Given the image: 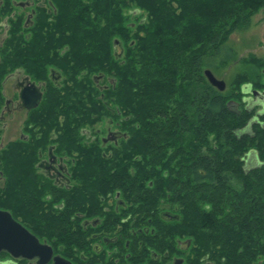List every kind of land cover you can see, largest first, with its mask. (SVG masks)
Segmentation results:
<instances>
[{
	"label": "trees",
	"instance_id": "1",
	"mask_svg": "<svg viewBox=\"0 0 264 264\" xmlns=\"http://www.w3.org/2000/svg\"><path fill=\"white\" fill-rule=\"evenodd\" d=\"M1 1L0 21L9 27L0 48V110L16 68L47 82V91L26 121L41 135L0 148V208L39 231L68 232L55 205L44 210L49 196L53 204L63 198L37 167L39 152L53 144L81 154L74 176L82 185L70 204L136 188L148 210L170 203L179 215L172 230L193 240L198 258L264 264V110L245 96L264 83L240 75L224 92L204 74L264 0H44L29 22L27 10ZM107 117L125 133L119 143L105 148L96 136L86 144L83 130ZM2 133L0 120V140ZM252 153L258 163L246 166ZM152 216L162 225L159 209Z\"/></svg>",
	"mask_w": 264,
	"mask_h": 264
},
{
	"label": "flooded vegetation",
	"instance_id": "2",
	"mask_svg": "<svg viewBox=\"0 0 264 264\" xmlns=\"http://www.w3.org/2000/svg\"><path fill=\"white\" fill-rule=\"evenodd\" d=\"M1 4L0 0V6ZM13 4L17 8L27 10V22L32 20L36 6L45 5L44 0H13ZM17 11H13L12 14L14 15ZM1 25L7 32L9 25ZM5 38L0 40V48ZM49 76L55 82L61 80V75L54 69L50 70ZM10 79L13 93L7 96L6 88ZM32 85L40 90L41 97L37 105L29 109L22 99V92ZM46 91L47 82L35 80L23 68H16L6 77L3 89L5 103L0 110L3 128L0 148L13 140L31 138L32 132L35 131L26 132L27 127L23 125L19 136L4 143L8 125L6 119L8 116L25 114L27 120L28 114L40 107ZM36 133L41 135L39 132ZM83 133H86L84 140L86 144H93L97 136L105 148L118 144L121 137L125 135L119 128L117 130L108 128L106 137H99V131L93 135L91 129H84ZM103 155L111 159L115 154L103 153ZM80 158V152L59 151L53 144L39 152L37 162L39 172L53 183L57 192H60L63 197L60 203L53 204L49 196V201L44 203V210L50 213L51 206L55 205L54 208L57 209L55 214L59 216L58 221L68 225V232L59 234L55 229L47 228L45 232L39 231L28 220L14 217L51 249L45 250L43 259L19 258L7 251H1L0 264H212L204 258H198L190 237L181 238L174 233L171 224L179 219V215L170 203L162 202L159 208L148 210L147 202L141 200L142 196L135 192L136 188L129 186L115 188L100 194L98 202L94 201V197L90 195L85 202L70 204L68 199H72L75 189L82 185V179L74 176L75 167ZM110 171L111 173L120 172L115 168ZM2 178L1 173L0 180ZM127 187L129 191L126 190ZM139 189L140 187L137 188ZM158 209L157 218L162 225H159L152 216ZM60 214L63 216L60 217Z\"/></svg>",
	"mask_w": 264,
	"mask_h": 264
},
{
	"label": "rangeland",
	"instance_id": "3",
	"mask_svg": "<svg viewBox=\"0 0 264 264\" xmlns=\"http://www.w3.org/2000/svg\"><path fill=\"white\" fill-rule=\"evenodd\" d=\"M146 15L147 11L145 9L142 10L140 16L144 18ZM131 19L135 18L132 16ZM250 21L251 23L247 28L239 27L229 33L221 51L223 56L214 59V63L208 59L209 66L204 67V70L209 68L219 79L225 80L226 89L224 92L232 90L234 79L240 77V75H244V77L248 75L250 80L256 81L260 79L264 83V7L255 12L251 16ZM5 23V20L0 22V24ZM6 36L7 32L4 30V26L1 25L0 40ZM116 51L120 53L122 51L121 46L117 45ZM215 62L218 63L216 66L214 65ZM256 90L259 94L255 95L250 90L245 95L246 102L251 108L255 107L258 111H262L264 110V89ZM6 92L8 93L7 96H11L13 93L11 79L8 80ZM26 121L28 120H26L25 114L8 116L6 119L8 125L4 135V143L19 136L23 125L27 124ZM37 127L38 125L31 122L27 130L39 132ZM108 128L112 130H117L118 128L109 117L104 120H97L92 126L91 132L94 135L99 131V137H106L108 135ZM257 163L258 159L255 153H252L246 162V166H255Z\"/></svg>",
	"mask_w": 264,
	"mask_h": 264
},
{
	"label": "water",
	"instance_id": "4",
	"mask_svg": "<svg viewBox=\"0 0 264 264\" xmlns=\"http://www.w3.org/2000/svg\"><path fill=\"white\" fill-rule=\"evenodd\" d=\"M115 44H118V40L115 41ZM204 74L212 86L220 91L226 89L225 80L219 79L211 69L206 68ZM30 87L34 89L30 91L29 89H32ZM30 87L22 92V99L29 109L35 107L41 97L37 87L34 85ZM254 93L258 94L259 92L254 91ZM50 249V246L43 244L33 232L16 220L11 211L0 208V252L7 251L19 258L43 259L45 250Z\"/></svg>",
	"mask_w": 264,
	"mask_h": 264
}]
</instances>
